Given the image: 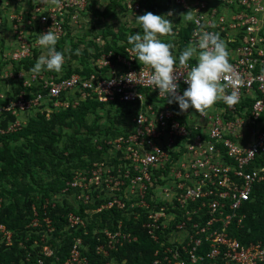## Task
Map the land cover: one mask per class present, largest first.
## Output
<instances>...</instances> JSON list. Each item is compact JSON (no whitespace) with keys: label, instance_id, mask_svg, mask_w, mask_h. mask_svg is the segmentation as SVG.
I'll use <instances>...</instances> for the list:
<instances>
[{"label":"built area","instance_id":"obj_1","mask_svg":"<svg viewBox=\"0 0 264 264\" xmlns=\"http://www.w3.org/2000/svg\"><path fill=\"white\" fill-rule=\"evenodd\" d=\"M165 1L162 15L173 12V41L186 29L185 46L195 44L201 26L225 40L238 80L224 83L228 94L237 93L235 105L218 101L206 116L192 108L181 113L158 89L127 80L138 81L126 76L143 68L128 47L95 56L100 38L86 57L71 56L68 37L110 0H61L59 7L45 0H0V137L19 131L36 114L48 120L87 100L122 104L129 112L122 134L102 140L96 147L100 160L76 169L64 184L73 207L63 215L66 229L93 240L92 253L102 264H124L112 253L135 242L137 231L154 245L150 264H263L264 244H241L231 230L241 228L243 204L264 182V0ZM122 3L134 15L144 13L136 0ZM189 10L196 19L186 23L182 15ZM49 28L59 37L56 49L65 63L59 73L34 74L30 69L46 51L36 41ZM183 79L178 95L188 87ZM111 209L128 213L129 225L121 220L112 228L87 229L92 215ZM41 222L53 230L51 220ZM36 223L34 218L30 224ZM82 237L72 238L62 260L54 247L41 246L35 264H88ZM11 238L0 224V244L9 247Z\"/></svg>","mask_w":264,"mask_h":264},{"label":"trees","instance_id":"obj_2","mask_svg":"<svg viewBox=\"0 0 264 264\" xmlns=\"http://www.w3.org/2000/svg\"><path fill=\"white\" fill-rule=\"evenodd\" d=\"M116 1L117 0H110V4L106 5L101 11H98L97 9H91L93 16L108 15L110 10L109 6H112V4ZM136 1L138 2L139 6L144 9V13L152 12L157 15H162L168 8V1L163 3H160L158 0H147L144 2H141L140 0ZM186 33V29L180 30L176 41H172L175 44L174 54L177 57L179 56V53L186 47ZM131 34L135 33L132 32ZM165 39L167 40L169 38ZM123 41L124 42L117 47H114V45L110 44V42H104L101 46V50L103 52L108 50L114 53L122 52L123 48L130 47V45L127 43V39H123ZM58 49L60 50L61 48ZM71 54V56H74L73 52ZM97 55L98 53L95 54V56ZM69 71V69L66 71V75L69 73ZM123 107L124 105L122 104H119L115 107L112 104L106 105L87 100L79 103L75 108H68L64 111L51 114L48 120H45L43 116L36 114L33 117H29L25 125L19 131L0 137V146L6 147L9 141L14 142L20 139H30L32 146L34 145L33 147L38 153L33 155L31 158H26V161L37 167L40 171V174L46 178L43 183L37 184L34 189H36V192L40 194L41 192H47L46 194L53 191L57 192L63 188L65 182L69 180L71 171L73 169H84L91 162L100 160L101 153L96 147L101 144L102 140L105 138H114L122 134L123 130L127 126L126 121L129 116V112L124 111ZM103 108H114V111L117 113L120 112L118 117L121 120L124 119L120 129L113 126L111 120L109 121V126L96 124L94 120L89 123L87 122V116L90 113H94V110L96 109ZM72 126L74 129L71 131V133L67 134L66 144L64 143L60 150L56 149L54 142H57L61 134L59 132L54 133L53 128L58 127L62 129L65 127L64 129L68 131ZM44 145H46V148L44 147L46 150L45 152H42ZM35 146L41 148H37ZM3 162L9 165L10 157L4 158ZM4 168L6 169L5 166ZM3 171L4 169L0 174H3ZM36 173L38 174L39 172L36 171ZM252 190V199L248 202H245L242 207V212L245 215L242 226L236 231L232 229L231 234L241 244L255 241H260L264 244V182L255 185ZM18 192H20V189L17 190V193ZM31 202H35V199H33V201L31 200L23 203L21 205V210L23 213L21 212L18 216H12L9 219H5V211L0 212V224H3L8 230L13 232L12 244L9 247L0 245V264H10L11 262H17L19 259L25 261L24 254L26 252H28L27 255L28 258L30 257V260L27 259L28 261L23 262V264H35V261L38 258V255L36 254L38 253H34L36 252L35 250L29 249L28 245L30 241H24L23 233L18 234L23 237H18V235L14 233L15 230H21L20 228L28 222L29 218L27 215L30 214L29 206ZM91 208L92 206L85 207V209ZM70 210H73V207L71 204H67L62 208L57 207L55 211L49 214L52 225L56 229H59L62 224L64 225L63 215ZM81 210L82 209L79 208L77 213L81 214ZM25 214L27 217L24 218ZM119 214L120 212L116 211L115 209L101 210L99 213L92 215V222L87 226V229L90 230L91 227L95 225L99 227H105L106 218H110L112 221H114L115 219L119 218ZM2 215L4 217H1ZM121 220L124 225H129V223L124 219ZM130 226L136 228V226H132L131 224ZM67 233L69 236L66 237V240L55 252V255L59 260H62L65 257L72 242V238L76 236L82 237L80 230H68ZM136 233L137 239L135 242L126 244L120 247L116 252L112 253V257L115 258L114 260L117 263L124 262V264H150L151 252L154 248V245L148 241V239H146L140 231H137ZM17 238H19L21 244L23 243L25 247H17ZM82 241L83 243H86L88 247V250L86 253H84L88 260V264H102L103 259L92 253L94 241L88 236L82 237ZM24 248H26V250ZM138 253H140L142 256H146V258L142 260L141 257H138ZM47 261H49V259L44 260V262ZM202 264H206V262H203Z\"/></svg>","mask_w":264,"mask_h":264},{"label":"clouds","instance_id":"obj_3","mask_svg":"<svg viewBox=\"0 0 264 264\" xmlns=\"http://www.w3.org/2000/svg\"><path fill=\"white\" fill-rule=\"evenodd\" d=\"M45 2L59 7L61 0ZM194 12L196 11L189 10L182 15L186 23L196 19ZM172 15V11L166 15L145 12L134 18V23L141 31L127 36V43L130 45L127 51L143 68L138 74L129 73L126 76L138 77V81L127 80L137 84L143 81L152 89H158L159 96H165L169 104L177 103L181 113L192 108L201 116H206L207 111L218 101L235 105L238 95L235 91L228 94V85L224 83L227 80L228 84H235L238 80L234 66L230 63L225 40L218 32L204 30L201 26L195 33L197 42L187 45L177 57L174 54L175 44L172 42L176 35L175 25L170 19ZM58 40L59 37L52 28L38 35L36 43L46 51L36 59L30 69L32 73L62 71L65 56L56 49ZM193 60L196 62L194 65L189 63ZM180 77L188 85L182 95L177 94V81Z\"/></svg>","mask_w":264,"mask_h":264},{"label":"rangeland","instance_id":"obj_4","mask_svg":"<svg viewBox=\"0 0 264 264\" xmlns=\"http://www.w3.org/2000/svg\"><path fill=\"white\" fill-rule=\"evenodd\" d=\"M140 1L144 2L147 0ZM158 1H160V3L165 2V0ZM124 4L122 3V0H117L112 4V6H109L110 10L108 15L94 16L96 19L91 21V23L81 24L80 27L76 28L74 33L67 39L68 45L70 46V52H73L74 56L78 54L81 57H86L88 55L87 50H91L92 47H94L93 40L96 38H100L101 42L103 43L110 42V44L114 45V47H117L124 42L123 39H127L129 34L132 32L137 33L141 31L139 26L134 23V18L138 15H134L131 12L124 10L123 8L126 7ZM98 50L102 51L101 48L94 47L93 52L97 54ZM79 61L82 62L84 60L81 59ZM114 110V108L96 109L94 110V113H90L87 116V122L89 123L94 120L96 124L109 126V121L111 120L113 126L120 129L124 119L121 120L118 117L120 112L117 113ZM64 128L65 127L62 129L58 127L53 128L54 133L59 132L61 134L57 142H54L55 148L58 150L62 148L64 143L66 144L67 134L71 133V131L74 129L73 126L69 128L70 130L68 131H66ZM31 146L32 142L30 139H20L14 142L9 141L6 147L0 146V173L4 169L3 174H0V212L5 211V219H9L12 216H18L22 212L21 205L25 202L31 200L33 201V199H35V202H31L29 206L30 214L27 215L29 218L28 222L20 228L21 230H15L14 233L16 235L23 233L24 241H30L28 245L29 249L35 250L36 252L34 253H38L36 255L39 257L41 246H51L56 249L55 251H57L61 244L66 240V237L69 236V232L67 233L68 230L66 229L65 225L62 224L59 229H56L52 225L51 221L49 227L53 230L48 231V229L43 224L44 222H41V219L51 220V218H49V214L55 211L57 207L62 208L67 204L70 205L71 196L69 193L64 192L63 188L57 192H48V194H46L47 192H41V194L36 192V189H34L35 186L39 183H43L46 178L40 174V171L37 167L26 161V158H31L33 155L38 153L33 147L34 145L32 147ZM35 147L41 148L38 146ZM44 147L46 148V145H44L43 148ZM45 148L42 150V152H45ZM7 157H10L9 165L3 162L4 158ZM75 170L76 169H73L71 174ZM36 171L39 173L37 174ZM18 189H20V192L17 193ZM27 216L25 214L24 218ZM127 216L125 212H120L119 218L115 219L114 221H112L110 218H106L105 227L112 228L116 221H121V219L126 221ZM1 217L4 216L2 215ZM34 218L38 219V223H36L35 226H31V220ZM89 224L90 223H88L87 226ZM20 236L21 235H18V237ZM16 244L19 248L24 246L23 243L21 244L19 238L16 239ZM84 244L87 247V244ZM24 249L26 250V248ZM27 253L28 252L24 254L25 261L30 260V257L28 258ZM138 255V257H141L142 260L146 258V256H142L140 253H138ZM25 261L19 259L17 262H11L10 264H23ZM44 263L49 264L48 261Z\"/></svg>","mask_w":264,"mask_h":264}]
</instances>
